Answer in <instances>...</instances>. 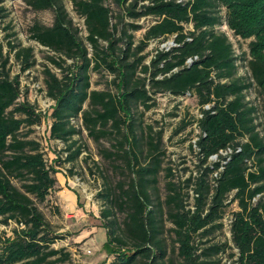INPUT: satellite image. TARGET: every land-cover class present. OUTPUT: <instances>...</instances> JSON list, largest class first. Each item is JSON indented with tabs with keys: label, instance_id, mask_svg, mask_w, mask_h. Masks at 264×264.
<instances>
[{
	"label": "trees",
	"instance_id": "obj_1",
	"mask_svg": "<svg viewBox=\"0 0 264 264\" xmlns=\"http://www.w3.org/2000/svg\"><path fill=\"white\" fill-rule=\"evenodd\" d=\"M21 1L34 11L54 12L53 26L36 25L33 40L73 61L65 68V60H53L60 76L45 72L47 96L54 102L51 139L71 142L79 134L74 124L81 122L97 147H103V140L113 145L115 150H108L107 158L121 162L129 175L128 183L118 186V195L106 192L104 196L108 208L101 215L110 221L103 228L108 250L112 247L116 257L112 264H167L160 233L163 206L174 227L180 264H214L210 259L223 249H201L194 245V236L200 234L199 239L207 240L210 228L221 226L216 223L222 219L230 197L239 208L230 223L236 264H264V136L257 132L256 110L249 107L245 94L252 86L264 94V0H112L125 9L130 19L156 20L138 47H134L133 36H127L126 41L118 37L106 5L110 0H72L84 20L91 54L62 0ZM217 3L226 9V25L234 35L250 40L247 68L253 84L237 77L233 45L225 33L217 30L222 25V18L215 13ZM187 25L192 27L189 32L185 30ZM127 28L141 30L137 24H128ZM170 37H175L176 46L168 52L156 48L147 63L148 56L143 53L148 45ZM20 56L25 69H29L31 50L20 52ZM6 63L0 68V220L6 226L14 222L18 228L12 238L0 243V264H54L50 259L60 252L51 249L55 238L49 235V226L37 204L45 203L56 190V172L47 166L38 144L19 139L23 125H39L41 117L32 106L18 105L20 84L10 80ZM101 69L114 77L116 95L91 91L90 72ZM160 94L197 98L201 118L196 121V145L202 163L220 151L232 150L222 171L223 157L206 170L217 174L215 186L208 188L204 175L197 179L193 210L187 209L173 183H168L163 203L156 195L162 133L145 136L149 163H140L143 152L134 150L139 149L133 110H151L153 97ZM17 114L24 119L17 118ZM75 145L71 143L66 149L67 162L81 154L80 148L71 152ZM117 210L125 215L118 228L117 221L111 220Z\"/></svg>",
	"mask_w": 264,
	"mask_h": 264
},
{
	"label": "rangeland",
	"instance_id": "obj_2",
	"mask_svg": "<svg viewBox=\"0 0 264 264\" xmlns=\"http://www.w3.org/2000/svg\"><path fill=\"white\" fill-rule=\"evenodd\" d=\"M62 2L74 28L79 32V38L90 53L83 18L75 11L72 0H62ZM106 5L111 10V22L117 27L118 37L126 41L127 36L131 35L134 37V47H138L143 41L147 28L156 20L144 18L135 21L126 16L125 9L119 8L112 0ZM215 13L222 18V25L217 28L218 32L225 33L233 45L239 68L237 77H242L247 83L253 84L247 68L250 58V40H242L234 35L226 25V9L220 7L218 3ZM54 19L55 14L52 10L34 11L21 0H0V52L2 54L0 68L4 61H7L5 70L10 80H17L20 84L18 105L32 106L35 113L41 117L39 125L32 127L23 125L19 132V139L38 144L47 166L56 172L55 177L58 181L56 190L50 194L45 203L37 204L49 226V235L55 238L51 249L60 252L50 260L54 261V264H112L116 257L112 247H110L111 251L108 250L107 233L103 228V225L110 221L104 220L101 215L108 208L104 196L106 192L118 195V186L128 183L129 175L123 171L125 167L121 162L115 163L107 158L108 150L112 152L115 150L113 145L103 140L101 141L103 147H97L81 122L74 124L79 134L71 142L65 144L51 139L50 131L53 123L51 114L54 102L47 96L45 72L49 70L60 76L61 71L53 64V60L59 61L60 58L65 60V68L72 66L73 61L57 55L34 41L33 28L36 25L50 28L54 24ZM128 24H137L141 30L129 31ZM185 30L191 31V25L185 26ZM124 32L127 33L126 36ZM174 38L170 37L157 43L156 46L150 43L143 53L148 56L146 62L149 63L150 58L155 55L156 48L163 52L172 49L175 45ZM102 45L106 46L104 43ZM24 50H31L29 69H25L24 58L19 57V53ZM90 83L91 91H109L114 95L118 93L114 77L104 69L90 72ZM245 94L249 107L256 110L254 124L257 132L264 136V94L255 86H252ZM153 100L155 105L151 110L145 111L143 108L133 110L134 130L138 136L137 147L140 151L136 147L134 150L143 152L140 163H149L151 160L145 155L147 151L145 136L148 133L153 135L162 133L159 150L161 171L158 176L156 195L163 203L167 196V185L173 183L176 185L177 192L181 193L187 209H191L197 198L195 194L197 179L204 175L208 188L215 186L217 174H211L206 170L220 162L221 156L211 157L206 163H202L196 145L199 138L196 121L200 119L201 110L195 96L175 98L169 94H160L153 97ZM16 116L24 119L18 114ZM71 143H76L71 152L80 148L81 154L75 161L67 162L69 154L66 149ZM116 143L117 141L114 145L117 146ZM15 184L21 187L17 181ZM231 199L232 197L226 203L227 207L222 219L216 223L217 226L218 224L221 226L215 229L210 228L211 233L207 240L199 239L200 234L194 236V245L201 249L210 246H219L223 249L219 255L210 259L214 264H236L237 250L231 241L230 223L239 208L237 203L231 202ZM162 209L164 210L160 218V233L167 251L166 262L180 264L178 244H175L173 233L174 227L167 220L165 206ZM124 218L125 215L117 210L111 220L117 221L118 228ZM17 228L14 222L6 226L0 220V243L4 239L12 238ZM139 264L145 263L139 262Z\"/></svg>",
	"mask_w": 264,
	"mask_h": 264
},
{
	"label": "built area",
	"instance_id": "obj_3",
	"mask_svg": "<svg viewBox=\"0 0 264 264\" xmlns=\"http://www.w3.org/2000/svg\"><path fill=\"white\" fill-rule=\"evenodd\" d=\"M152 44H154L153 46H156L157 45V42H151ZM176 45H174V47H175ZM169 50H167L166 52H168ZM156 53V52H155ZM188 64H191V60L190 61H188ZM189 96V95H188ZM205 110H209V107H205L204 108ZM200 118H201V115L199 116ZM241 151V149H238L237 150V152H240ZM232 154V150L231 149H227V150H225V151H220L219 152V155L217 156V155H215V156H213V157H215V158H217V157H219V156H221V157H223V158H225V161H222L221 162V168H220V171H222L223 169H224V166L227 164V162L229 161V156ZM194 209V207H192L191 208V210H193Z\"/></svg>",
	"mask_w": 264,
	"mask_h": 264
}]
</instances>
